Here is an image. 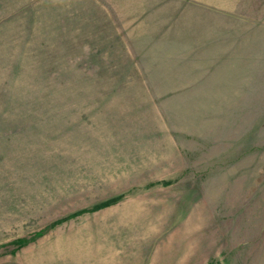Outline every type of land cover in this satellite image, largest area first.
I'll return each mask as SVG.
<instances>
[{"label": "rangeland", "instance_id": "1", "mask_svg": "<svg viewBox=\"0 0 264 264\" xmlns=\"http://www.w3.org/2000/svg\"><path fill=\"white\" fill-rule=\"evenodd\" d=\"M0 264H264V0H0Z\"/></svg>", "mask_w": 264, "mask_h": 264}, {"label": "trees", "instance_id": "2", "mask_svg": "<svg viewBox=\"0 0 264 264\" xmlns=\"http://www.w3.org/2000/svg\"><path fill=\"white\" fill-rule=\"evenodd\" d=\"M114 201H115V198L112 199V200H110V201L107 203V205L110 204V203H112V202H114Z\"/></svg>", "mask_w": 264, "mask_h": 264}]
</instances>
